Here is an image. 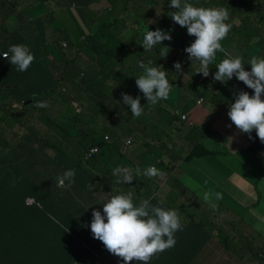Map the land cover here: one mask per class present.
<instances>
[{
  "label": "trees",
  "instance_id": "trees-1",
  "mask_svg": "<svg viewBox=\"0 0 264 264\" xmlns=\"http://www.w3.org/2000/svg\"><path fill=\"white\" fill-rule=\"evenodd\" d=\"M25 1H30L27 7L44 6L49 2H55L58 7L30 19L23 8H18L21 0H0V264L103 263L106 248L85 227L91 224L92 215L85 210L89 206L83 203L81 193L86 191L93 200L96 193L94 189L98 192L100 188L101 193L111 185H119L115 183L117 177L113 175L114 168L133 162L134 153H124L121 148L124 139L132 135V130L129 131V124L127 129H122L125 115L121 114L122 109H112L111 106L123 104V92L134 98L140 96L147 108L162 106L164 114L158 119H162L168 128L175 129L180 141L185 126L182 116L188 114L199 99H203L204 91L211 89L213 100H216L217 92L213 88L211 77H203L202 73L196 74L198 63L192 65L188 57H182L179 62L184 64L183 71L175 73L176 78L167 74L172 85L168 99L161 100L156 105H147L148 101L136 85V78L143 73L133 56L137 52V40L146 56L145 59L139 56V61L146 64L151 62L150 66H155L156 58L151 51H145L142 47L144 34L140 39L139 32L126 37L127 41L119 38V23L121 19L127 18H111L108 23L95 28L89 24L87 17L85 22H79L74 14L73 0ZM146 1L157 4L149 11L148 19L152 17L154 10L164 7L153 31L159 28L164 31L168 29L169 32L173 29L178 33L184 32V27L176 24L167 12L170 0L163 4L160 0ZM234 1L218 0L217 3L231 9ZM249 1L255 2L256 6L250 3L244 6L241 25L233 26L232 37L227 36L225 42L221 41L224 51L216 53L215 60L209 65L210 73L217 71L215 66L221 60L229 56L236 57L237 53L231 49L242 53L245 59L241 57L242 62L251 68L249 61L256 53L251 54L249 50L262 43L264 17H258L257 23L261 25L254 27L250 15L260 12L261 1L264 3V0ZM109 2L115 6L111 0ZM187 2L192 3L191 0ZM194 2L198 4L195 0ZM128 4L135 7L137 1L123 0L122 11L127 10ZM133 17L138 19L137 25L140 29H147L146 22H141V18L135 14ZM74 25L76 27L72 28ZM102 29L107 30L101 32ZM237 33L241 35L235 41L234 36ZM195 39L186 33L163 43H168L167 47L172 48L169 53L188 56L185 48ZM63 43H66V48ZM12 44H24L34 53L35 59L27 71H17L16 66L2 57V53L7 52ZM158 46L162 50L163 46ZM67 48L71 51L66 50ZM81 56L95 63V66L89 71H83L79 64ZM114 57L118 59L114 61L115 65L112 62ZM119 65L124 69L114 70ZM109 82L111 85L116 82L114 88L107 85ZM179 82L189 85V91L183 92L182 88L185 86L182 87ZM118 84L121 88L116 91ZM177 86L180 88L179 92ZM69 88L77 90L78 93L85 91L88 105L85 106L82 102V107H76L74 99L66 92ZM112 90L115 91L114 95ZM253 91L248 90L250 94ZM170 99H177L178 104L168 105ZM38 101H46L48 106L37 108L34 105ZM103 117L113 130L105 135L98 131ZM91 125L92 130L88 133ZM148 127L156 130L160 126L148 124ZM146 128L144 125L143 130ZM190 131V134L183 137L188 141L191 135V148L187 155L178 147H169L172 162L175 165L180 163L189 166L194 171L202 169V176L206 179L205 187L209 188L211 184L213 192L223 191L222 188L228 186L223 181V174L229 171L220 157L226 155L227 150L221 145L210 150L205 149L202 144L205 131L201 128L197 131L196 125ZM196 131L200 134L197 135ZM169 141L173 140L169 138ZM167 144L164 142L165 146ZM92 146L99 148V154L85 161V152ZM151 148V144H144L143 154L148 155ZM263 150L264 147L255 148L253 154ZM148 151L150 152L147 153ZM120 154L125 156L126 162H119V158L117 161L116 157ZM136 167V164L132 167L133 176L141 179V183L146 179L158 178L161 181L169 177L163 173L162 176L149 178L142 174L145 167H139L141 171L138 174L135 172ZM69 168L76 169L75 183L71 188L57 187L56 176ZM215 168L220 169L219 178L214 173ZM149 188L151 197V187ZM129 192L132 193V187H128L127 192L121 194ZM28 197H34L36 202L28 204L31 200L26 201ZM105 202L107 201L96 202V209L103 212L102 203ZM38 204L42 207H38ZM239 209L232 202L227 210L239 214ZM188 226L205 228L196 220H192Z\"/></svg>",
  "mask_w": 264,
  "mask_h": 264
},
{
  "label": "clouds",
  "instance_id": "clouds-1",
  "mask_svg": "<svg viewBox=\"0 0 264 264\" xmlns=\"http://www.w3.org/2000/svg\"><path fill=\"white\" fill-rule=\"evenodd\" d=\"M169 7L178 10L171 11L170 18L181 27H186L189 36L196 38L185 48L192 65L199 64L196 74L202 73L204 77H208L209 65L215 60L218 51H224L221 41L227 37L232 28L230 23H226L230 15L229 11L223 7L194 6L187 0L183 3L182 0H170ZM166 40H172L170 32L157 28L155 31L148 30L144 33L141 45L145 51H149ZM168 53L169 47L164 46L160 53L162 58H166ZM2 55L16 66L19 72L27 71L35 59L34 53L24 44H12ZM150 63L138 61V67L143 69V73L136 78V85L148 101L147 105H156L161 100L168 99L172 85L167 79V72L150 66ZM249 65L251 70L246 71L241 57L229 56L216 64L217 71L213 79L226 84L236 77L249 89L254 90L252 95L243 90L234 92V102L229 104L227 115L240 133H246L249 139H252L251 134L255 130L260 142L264 143V57L252 56ZM174 68L177 73L183 71L179 61L174 63ZM121 98L134 117L142 115L144 106L141 105L140 96L134 98L123 92ZM34 106L44 108L48 105L46 101H38ZM229 140L232 141V138L230 137ZM124 144L122 149L126 153ZM140 171L137 166L135 172L140 173ZM113 175L117 177L116 184H131L134 180L133 169L126 166L114 168ZM143 175L152 178L162 176L163 173L153 165L146 167ZM75 176L76 169L64 170L56 176V186L71 188L75 183ZM213 197L216 200L223 198L220 192L209 190L203 193L204 201L215 208L216 205L211 203ZM28 199L34 197H28L26 201ZM102 204L103 212L99 209L92 211L91 233L93 238L101 241L111 254L122 258L123 264H131L134 260L149 264L157 253H162L176 245L175 233L182 231L184 227L177 210L153 206L148 200H143L139 206H135L131 192L114 195ZM37 206L42 207L39 204Z\"/></svg>",
  "mask_w": 264,
  "mask_h": 264
},
{
  "label": "crops",
  "instance_id": "crops-1",
  "mask_svg": "<svg viewBox=\"0 0 264 264\" xmlns=\"http://www.w3.org/2000/svg\"><path fill=\"white\" fill-rule=\"evenodd\" d=\"M195 1L198 2V4L191 1L194 6L226 8L219 5L217 3L218 1L216 2L215 0H213L214 3L212 4H209L207 0ZM163 2L168 1L163 0ZM73 3L74 14L79 22H85V17H87L89 24L93 26L95 25V21L93 18L88 17V13H101L107 8L110 10V6H112L109 0H73ZM247 3H250L254 7L256 6L255 2L251 3L249 0H235L231 9L226 8L230 14L226 23L232 25L227 36L232 37L233 26L241 25L243 13L245 12L244 6ZM157 9H160L163 14L164 7H159ZM157 9L153 12H156ZM239 10H243V13L240 14ZM121 12L122 10L119 12L118 18H123L120 14ZM105 23V21H102L98 27ZM257 25L261 24L257 23ZM183 29L186 34L187 28L184 27ZM240 35L241 33H237L234 36L235 41H237ZM222 41L225 42V38ZM171 49L172 48H169V51ZM153 50L161 52V48H159L158 44L153 47ZM231 51L236 52V56L243 58L242 53L239 51L233 49H231ZM249 52L254 54L251 49ZM169 54H174L175 58L178 56L188 57L180 53L172 52ZM256 56L264 57V55L258 53H256ZM197 65L199 66V64ZM245 67L246 71L251 70V68L246 65ZM213 76L214 74L210 73L208 77H211L213 80V88L217 92L216 97L219 101H214L211 105L212 107H217V110L213 113H209L204 107L205 99L203 97V102L201 104L196 103L188 111V119L191 125H201L200 128L205 131L202 140L211 146L218 143L219 146L221 145L227 150V154L221 156L220 159L224 163L226 170L229 171L225 173V180L229 184L226 188H222L223 191H220V193H222V199L216 200L215 197L212 198L211 203L216 205L215 208L211 207L210 203L205 202L203 197H198L203 195L206 191H212L213 187L211 184L209 188L205 186L203 188L192 179L193 177L190 178L191 176L189 173L196 176L194 179L204 180L206 184V179H204L205 177H203L201 173L202 169L193 171L189 166L180 165V163L175 165L169 154V146L164 145V150L157 152L151 151L148 155L143 154L140 158L136 155L132 143L131 148L126 152L134 153L132 157L133 162H127V166L125 165L126 167L132 168L133 165L136 164V166L146 168L148 166L143 163V160L150 158V166L154 165L156 168L160 169L162 173L169 175L167 179H162L161 181L158 178L152 179L151 181L144 180V184L151 187L152 196L142 199V201L148 200L151 205L153 204V206H155L154 204H158L166 210H177L180 215L181 223L184 226L182 231L175 233L176 245L162 253H157L149 261V264H222L218 259H222L223 251L233 244L235 238H233V234L240 233V221H245V226L249 229V232H253L254 236L255 232L259 234V232L254 229L257 221L262 220L264 222V212L261 214L260 218H254L249 215L245 216L249 210L254 209L255 205L247 208L243 205V203L259 204L264 197V150L256 155L253 154V150L255 148H263L264 143L260 142L255 130H253L251 134L252 139H249L248 134L240 133L227 115L229 104L234 102L233 93L239 90L248 92L249 88L236 77H233L225 84L215 81ZM223 100H226V103H222ZM216 104H219V106H216ZM210 119L211 123H208ZM230 124L232 125L231 127L228 126ZM208 125L209 128L206 129ZM190 130L191 128L189 126H184L181 138L185 137L187 135L186 131ZM230 137L232 141H228ZM129 138H132L134 141L132 135L126 137V140ZM145 144H148V142H145ZM232 202L239 206V214L227 210L229 209V203ZM220 209H225L227 211L225 215L219 213ZM255 209L262 211L261 208ZM192 220L198 221L200 224L204 225L205 228L201 227L197 229L189 227L188 224ZM97 264H123V260L120 257L114 256L106 249L103 263H99L98 261ZM131 264H142V262H136L134 260Z\"/></svg>",
  "mask_w": 264,
  "mask_h": 264
},
{
  "label": "rangeland",
  "instance_id": "rangeland-1",
  "mask_svg": "<svg viewBox=\"0 0 264 264\" xmlns=\"http://www.w3.org/2000/svg\"><path fill=\"white\" fill-rule=\"evenodd\" d=\"M135 1H137V5L135 7H133V5H131V4H128L127 10H125V11L123 10L120 13L123 18H127V19H121L120 18L122 22L120 21L119 24L121 26L120 25L118 26V35H119V38L123 41H127L126 37H129L130 35H136L138 32H139L138 39H140V38H142V34H144L146 31H148V30L153 31L152 29H153L155 22H157L158 17L162 16L161 10L157 9L156 12L151 13L152 17L150 19H148L149 11L151 9H154L157 6V4L151 3V2L146 1V0H135ZM191 1H194V0H191ZM215 1L217 2L218 0H215ZM29 2L30 1L21 0L18 8L19 9L23 8L24 12L27 14V16L30 19L40 17L41 15L49 12L53 8L57 9V7H58L55 2H49L48 5H45V6L35 5V6L27 7ZM111 2H112V4H115V6L114 7L110 6L111 7L110 10H109V8H107L104 12H101V13H97V14L88 13V17L93 18L95 21V25H94L95 28H97L98 25L102 21H105L106 23H108L111 18H113V20L118 19V14L122 10L123 0H111ZM160 2L163 4V0H160ZM183 2H185V1L182 0V3ZM207 2L209 4L214 3L213 0H207ZM261 3H262V5H261L260 12H257V13L255 12L254 14L250 15V17L253 19V26L254 27L257 25V22H258L257 18L258 17H264V3L262 1H261ZM112 8H114V10H112ZM54 9H53V11H54ZM171 11L172 10L169 8L167 11L168 14H170ZM239 13L242 14L243 10H239ZM134 14L136 15V17L141 18V22H146L147 29H144V27L143 28L141 27V29H140V27L137 25L138 19L133 17ZM74 27H76V26L75 25L72 26V28H74ZM106 30L107 29H102L101 32H105ZM166 31H168V29ZM170 34L172 35V39H176L180 36H184L185 31L182 33H178L173 29L170 32ZM261 40H262V43L255 45L253 47V49H251V51L253 53H258V54L264 55V34L261 35ZM159 45L164 47V46H168V43H162ZM66 50L71 51L68 48ZM149 51H151L153 54V57L156 58V62L154 63L155 67H158L161 70H165L167 72V74L175 77L174 74L177 72L174 68V63L179 61V59L182 58L183 56H180V57L178 56L177 58L174 59L173 58L174 54H169V55H167L166 58H162V56L160 54L161 52L154 51L153 48ZM133 56L135 57L137 62L140 60L139 56L142 59L146 58L144 53L141 51V47H140L138 40H137V52ZM117 60L118 59L116 57H114L112 60L113 64L115 63L114 61H117ZM169 60H171V61H169ZM88 62H89V64H88ZM79 64L83 67V69H84L83 71H86V70L89 71L92 69V67L95 66V63H91L84 56L80 57ZM183 65L184 64L181 63V66H183ZM137 66H138V64H137ZM123 69H124V67L119 65L114 70L121 71ZM189 77H191V75ZM179 83L182 87L185 86V82H179ZM107 85L110 86L111 82H109ZM115 85H116V82L111 86H113V88H114ZM120 88H121V85L118 84L116 91H118ZM179 90H180V88H179V86H177V91L179 92ZM182 90H183V92H188L189 91V85H186L184 88H182ZM66 92H68L72 96V98L74 99V105L76 107H82L81 106L82 102L85 103V106L88 105L87 99L85 97V91H81L80 93H78L77 90L69 88V89H67ZM111 92L114 95L115 91L112 90ZM252 94H254V91L251 93V95ZM176 97H179V96H176ZM204 99H205L204 107L208 110V112L209 113L215 112L217 110V107H212L211 104L214 101L215 102L219 101V99L216 97V100H212L213 94H212L211 89L204 91ZM169 101H170V103H169ZM169 101H168V105H170V106L174 105V104H178L177 99L175 101H172L170 99ZM222 103H226V100H223ZM141 105L144 106V111H143L142 115L139 117H134L131 114L130 108L127 105L119 104V106H116L114 104L113 106H111L112 109L115 107H117L118 109H122L121 114L125 115L124 123L122 125V129L123 130L127 129V127H128L127 125L129 124V131L132 130V133H133L132 136L134 137L132 147L135 150L136 155L140 158L143 156L145 142H148L149 144L152 145V148H151L152 152L164 150L165 149L164 142H167L168 143L167 146H169L171 148L178 147L183 151L184 154L187 155V153H188L187 151H189V149L191 148V142H190L191 135H189L188 141H185L183 138L180 139V141H179L177 131L175 129L168 128V126L163 122L162 119H158V117H162V115L164 114V112H162V106H158V107L152 106L150 108H147L145 106V104L142 102V100H141ZM216 106H219V104H216ZM186 116H187V119L184 120L185 126H189L190 128H193L194 124H192V125L190 124V121L188 119L189 115L186 114ZM210 116H212V115H210ZM115 118L116 117L114 116L113 119H115ZM140 118H142L143 120H137ZM208 123H211V119L208 121ZM148 124H157L160 127L155 130V129L148 127ZM144 125L147 128L143 130ZM200 126H197V131H200ZM207 128H209V125L206 127V129ZM91 130H92V125H91V128H89L88 133H90ZM98 131L102 135H105V133H111L113 131L111 129V127L109 126L108 122L106 121V118L103 117V122H102V118H101V123H100V127H99ZM197 131H196V134L197 135L200 134V132H197ZM186 132H187V134H190L191 131H186ZM169 138L172 139L173 141L172 142L169 141ZM125 139L122 142V144L125 143V141H126ZM202 144L205 147V149H209V150L219 146L218 143H215L211 146L210 144H208L204 140H202ZM66 145L70 149H72V147L70 146L69 143H66ZM149 152L150 151H148L147 153H149ZM117 158H119L120 161ZM116 159L119 162H126V158L123 154L118 155L116 157ZM193 162H198V160H193ZM143 163L147 166H150V164H151L150 158L144 159ZM123 165H125V164H123ZM219 170H220L219 168L214 169V173L216 175H218V178L221 176L219 174ZM223 175L226 178L225 173ZM190 178H192V176ZM225 178L223 181H224L225 185H227L229 183L225 180ZM192 179L195 180L200 187L204 188V186H205L204 180H196V179H194V177ZM139 180H141V179H137V177L135 175L134 180L131 182V184L120 183L119 185H116V186L111 185L110 188L106 189L105 192H101V193H100V188L98 189V192H97V189H94V192H96V193H94L95 197L93 200L89 198L86 191L82 192L81 193L82 201L85 204V206H87V207L89 206V208H86L85 210L92 215V211L94 209H96L97 203H100L103 200L108 201L114 195H118V194H121L123 192H127L128 187H132L133 203L135 206H138V202H141L142 199H146V198L150 197V188L146 184L141 183ZM146 181H151V180L146 179ZM133 188H137V190L134 191ZM199 194H200V192H199ZM198 197H203V195H200ZM243 205L246 208L252 207L253 205H255L254 209L249 210L248 213L245 214V216L249 215V216L254 217V218H260L261 214H263V212H264V197L259 202V204L243 203ZM255 208H261L262 211L259 209H255ZM226 212L227 211L225 209L219 210V213L223 214V215H225ZM240 223H241L240 233L239 234H233V238L235 237L233 244L228 246L226 248V250L223 251V258L218 259V260H220L222 262V264H233V263L234 264H264V222L262 220L257 221L256 225L254 226V229L257 232H259V234H256V232H255V236L253 235V232H249V229L245 226L244 220H243V222L240 221ZM257 225H259V228H257ZM87 230L91 232L90 225H88Z\"/></svg>",
  "mask_w": 264,
  "mask_h": 264
},
{
  "label": "built area",
  "instance_id": "built-area-1",
  "mask_svg": "<svg viewBox=\"0 0 264 264\" xmlns=\"http://www.w3.org/2000/svg\"><path fill=\"white\" fill-rule=\"evenodd\" d=\"M63 45L66 46V43H64ZM2 57H3V55H2ZM202 102H203V99H199L197 101V104H201ZM186 119H187V116L186 115H183L182 116V120H186ZM132 143H133L132 138H129L128 140H126V142L124 144V147H123L124 148V151H128L130 149ZM97 154H99V148L97 146L91 147L89 150H87L85 152V155H84L85 161L90 160L91 158L95 157ZM35 202L36 201L34 199H31V200L28 201V204L32 205Z\"/></svg>",
  "mask_w": 264,
  "mask_h": 264
},
{
  "label": "water",
  "instance_id": "water-1",
  "mask_svg": "<svg viewBox=\"0 0 264 264\" xmlns=\"http://www.w3.org/2000/svg\"><path fill=\"white\" fill-rule=\"evenodd\" d=\"M27 103H29V101L28 102H25V104H27Z\"/></svg>",
  "mask_w": 264,
  "mask_h": 264
}]
</instances>
